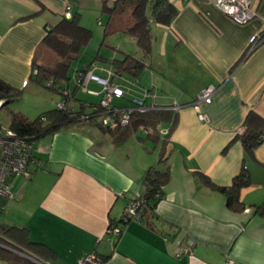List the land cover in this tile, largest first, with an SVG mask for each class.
Instances as JSON below:
<instances>
[{
  "label": "crops",
  "instance_id": "1",
  "mask_svg": "<svg viewBox=\"0 0 264 264\" xmlns=\"http://www.w3.org/2000/svg\"><path fill=\"white\" fill-rule=\"evenodd\" d=\"M114 1L0 0V80L23 92L34 89L38 98L18 109L26 118L51 110L39 97L42 87L48 88L32 80L35 66L48 61L39 46L46 28L78 13L89 29L88 13H102L107 21L103 6ZM170 1L178 13L168 26L152 25L150 55H128L146 67L138 77L121 74L153 85L157 105L176 100L187 106L174 115L167 136L159 131L170 128L169 122L154 135L137 129L122 141L82 123L34 140L30 176L9 180L13 197L0 201V226L26 229L33 244L23 253L45 264H81L93 253L102 264H223L226 259L264 264V218L254 213L264 200V138L253 158L235 140L249 112L264 121V40L251 47L264 32V0H252L257 16L245 24L208 0ZM109 56L100 55L106 61L100 66L121 60L117 53ZM210 85L216 90L199 106L207 118L201 122L189 104ZM88 87L100 91L94 82ZM71 91L79 101L100 98L75 90L73 83ZM160 159L169 167V180L154 209L145 211L141 222L129 221L119 236L109 234L129 199L144 193L146 172L164 168ZM242 167L250 184L240 192L241 212L229 210L221 194L199 186L194 176L200 172L229 186ZM177 246L190 252L176 257Z\"/></svg>",
  "mask_w": 264,
  "mask_h": 264
},
{
  "label": "trees",
  "instance_id": "2",
  "mask_svg": "<svg viewBox=\"0 0 264 264\" xmlns=\"http://www.w3.org/2000/svg\"><path fill=\"white\" fill-rule=\"evenodd\" d=\"M106 2L107 0H105ZM102 11L107 16L103 29L104 41L114 33H123L133 38L143 57H148L151 53L152 25L168 26L178 13L170 0H115L110 7L104 5ZM91 36L92 32L80 24L78 13H75L70 19L63 17L56 25L46 30V35L39 46L41 50L45 51L48 61L35 66L36 72L33 74L32 80L41 86H44L48 81L68 80L70 65L78 58L81 48L88 43ZM259 40H264V32L258 34L255 42L257 43ZM111 62L119 73L125 72L133 77H138L142 69L146 67L143 62L128 55L121 60L113 59ZM20 95L21 90L0 80V101H3L0 109L18 99ZM83 111L84 107L80 103L74 112L54 108L40 114L33 120L11 111L7 129L16 136L33 143L34 140L54 134L61 129L85 123L78 119ZM168 122L171 123L169 135L174 125V117L168 111L154 110L146 113H133L129 124L125 127H118L112 131L98 128L113 134L115 141H122L128 137L131 131L141 127L154 135L158 133L161 124ZM263 138L264 121L254 112H249L244 121V131L236 135L235 140H239L246 155L253 158L254 150L261 144ZM232 142L226 146L225 150ZM159 164L165 165V162L160 159ZM194 176L199 186H204L210 191L221 194L225 198V205L229 210L241 212L244 209V205L240 201V192L250 184L249 173L245 167H242L240 172L233 177L229 186H218L208 176L200 172L195 173ZM168 180L169 167L166 165L163 169L152 167L146 172L144 177L145 191L141 194L144 197V206L140 210L141 220L145 211L154 209L162 196V187L166 185ZM254 207V213L264 218V200ZM121 220L117 223L119 224ZM0 236L3 237V239L0 238V244L7 248L16 250H25V248L32 250L33 248L24 228L0 226ZM7 248L0 247V261L6 264H35ZM44 249L49 251L48 248Z\"/></svg>",
  "mask_w": 264,
  "mask_h": 264
},
{
  "label": "built area",
  "instance_id": "3",
  "mask_svg": "<svg viewBox=\"0 0 264 264\" xmlns=\"http://www.w3.org/2000/svg\"><path fill=\"white\" fill-rule=\"evenodd\" d=\"M219 8L225 15L237 24H245L254 19L257 14L252 8V0H208ZM69 9V6L67 7ZM68 16H65L67 18ZM49 28H46L48 30ZM258 35L251 40L252 48ZM108 62L107 68L100 66L96 61L81 70H77L72 79L60 82L48 81L45 87L57 90L61 100L57 102L56 108L61 111L74 112L75 102L82 104L84 111L80 114L81 122L89 123L104 130H115L118 127H125L129 124L133 113H146L154 110H165L172 114V117L187 105L179 104L173 100L166 106L155 104V88L141 84L137 78H127L115 70V66ZM97 71L104 72L98 74ZM117 79V80H116ZM75 90L82 91L90 95H99L98 102L79 101L75 93L71 91V82ZM94 82L100 87L99 92L89 89L88 84ZM216 88L212 85L202 89L195 100L189 104L196 112L199 121H206L207 118L199 109L201 103H209ZM3 101H0V106ZM173 119V118H172ZM171 125V123H170ZM143 134L148 131L141 129ZM243 132V131H242ZM240 132V134L242 133ZM166 136L169 128L159 131ZM33 152V144L27 139L16 136L7 128L0 127V201L11 199L13 194L10 189L9 180L13 178H28L30 176L29 162ZM144 206V197L137 194L129 199L126 204L122 220L118 224L111 223L108 233L119 236L124 226L131 220L141 222L140 210ZM190 252L189 249L177 246L175 256ZM81 264H102L96 254L85 256ZM223 264H233L230 259H226Z\"/></svg>",
  "mask_w": 264,
  "mask_h": 264
},
{
  "label": "rangeland",
  "instance_id": "4",
  "mask_svg": "<svg viewBox=\"0 0 264 264\" xmlns=\"http://www.w3.org/2000/svg\"><path fill=\"white\" fill-rule=\"evenodd\" d=\"M98 21L101 22V25L97 23ZM86 23L91 25V28L89 29H91L92 31V36L90 40L88 41V43L81 48L78 58L75 61H73L72 64L70 65L69 71H68L69 79L73 78V75L77 70L83 69L86 65H89L92 61H96L98 63L106 62L104 60H101L100 58H97V57H100V55L101 56L104 54L110 55L109 56L110 58L112 57L113 53H117V56L119 59H122V56H124V54L125 55H137V57L143 59V56L140 53L135 41L131 37L124 35L123 33H117V34L114 33L108 36L104 41L103 29H104L106 21L102 13H99V12L96 14H93L91 12L88 13V16L86 17ZM42 88L43 90L41 91V95H39V97L45 100V103L46 102L47 104L49 103L48 107H51V110L52 108L53 109L56 108V105H55L56 103L54 101L61 99L60 94L56 93L52 89H46L44 87ZM80 96L82 95L79 94L78 97ZM37 98H38V95L36 96V92L34 91L32 87L28 88L24 92L21 90V95L18 99L8 103L5 107H2L0 109V126H2L3 128H7L9 125L10 112L12 111V112H16V113L23 115L22 112L18 111V109H23V108L31 106V104ZM42 113L44 112H37L35 114H30L29 116H27L28 117L27 119L33 120ZM84 127L92 128V130H94L93 132L95 133L98 132L97 130L98 127L95 125L89 126L85 124ZM142 128L143 127L139 129L141 130Z\"/></svg>",
  "mask_w": 264,
  "mask_h": 264
},
{
  "label": "water",
  "instance_id": "5",
  "mask_svg": "<svg viewBox=\"0 0 264 264\" xmlns=\"http://www.w3.org/2000/svg\"><path fill=\"white\" fill-rule=\"evenodd\" d=\"M7 249H10V248H7ZM10 250H12V249H10ZM12 251H13V250H12ZM14 252H15V251H14ZM21 256H23V257L29 259L30 261H32V262H34V263H37V264H45L44 262L39 261V260L36 259V258H33L31 255H28V254H21Z\"/></svg>",
  "mask_w": 264,
  "mask_h": 264
},
{
  "label": "clouds",
  "instance_id": "6",
  "mask_svg": "<svg viewBox=\"0 0 264 264\" xmlns=\"http://www.w3.org/2000/svg\"><path fill=\"white\" fill-rule=\"evenodd\" d=\"M10 249H12V248H10ZM13 250V252L15 251V253H17V254H19V255H21V254H26V253H23V251L22 250H16V249H12Z\"/></svg>",
  "mask_w": 264,
  "mask_h": 264
}]
</instances>
